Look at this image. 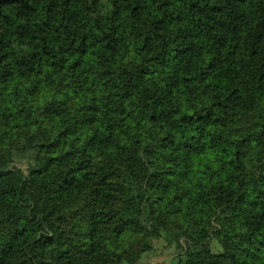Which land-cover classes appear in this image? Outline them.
Listing matches in <instances>:
<instances>
[{
  "label": "trees",
  "instance_id": "1",
  "mask_svg": "<svg viewBox=\"0 0 264 264\" xmlns=\"http://www.w3.org/2000/svg\"><path fill=\"white\" fill-rule=\"evenodd\" d=\"M161 241L264 264V0H0V264Z\"/></svg>",
  "mask_w": 264,
  "mask_h": 264
},
{
  "label": "rangeland",
  "instance_id": "2",
  "mask_svg": "<svg viewBox=\"0 0 264 264\" xmlns=\"http://www.w3.org/2000/svg\"><path fill=\"white\" fill-rule=\"evenodd\" d=\"M181 243L183 241L181 240ZM158 249L162 251L161 255H152V254H145L142 258L136 263H146V264H174L177 254V249L174 247L166 246L164 241H161L160 244L157 246ZM214 248L219 250L217 245L214 243ZM163 249H165L163 251Z\"/></svg>",
  "mask_w": 264,
  "mask_h": 264
},
{
  "label": "crops",
  "instance_id": "3",
  "mask_svg": "<svg viewBox=\"0 0 264 264\" xmlns=\"http://www.w3.org/2000/svg\"><path fill=\"white\" fill-rule=\"evenodd\" d=\"M139 264H146V263H139Z\"/></svg>",
  "mask_w": 264,
  "mask_h": 264
}]
</instances>
